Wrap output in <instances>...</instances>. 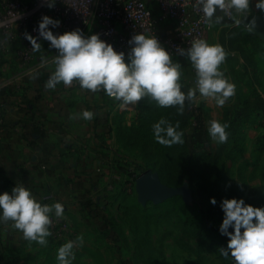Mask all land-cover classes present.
I'll list each match as a JSON object with an SVG mask.
<instances>
[{"label": "crops", "instance_id": "0c3cea01", "mask_svg": "<svg viewBox=\"0 0 264 264\" xmlns=\"http://www.w3.org/2000/svg\"><path fill=\"white\" fill-rule=\"evenodd\" d=\"M149 1L152 9L158 11L154 0ZM1 4L0 1V9ZM220 11L217 8L222 19L213 23L206 34L207 42L220 44L227 53L219 69L236 85L235 97L244 94L243 87L245 94L252 88L264 91L260 47L244 35L250 32L249 18L242 20L240 14L228 18ZM243 26L246 31L242 30ZM158 29L169 35L173 32V22L163 21ZM82 33L85 36L97 33L96 26H88ZM221 35L225 40L221 41ZM14 47L0 41V192L11 194L16 184H23L42 204L61 202L64 213L57 217L58 222L68 229L73 210L82 209L93 193L103 190V184L112 183L120 172L126 177V164L119 159L128 152L124 134H128L135 120L139 101L122 107L121 101L105 91L82 88L75 80L70 85L59 82L49 89L45 84L55 70L58 50L41 47L33 62L24 65L15 56ZM175 60L182 66L181 90L187 92L193 89V65L179 51ZM197 102H204L207 128L211 120L221 121L223 106L202 95L197 97ZM85 109L93 111L91 120L78 115ZM211 140L214 145L216 141ZM52 216L55 217L54 212ZM13 224L11 220L0 219V240L25 239Z\"/></svg>", "mask_w": 264, "mask_h": 264}, {"label": "clouds", "instance_id": "9594fccd", "mask_svg": "<svg viewBox=\"0 0 264 264\" xmlns=\"http://www.w3.org/2000/svg\"><path fill=\"white\" fill-rule=\"evenodd\" d=\"M55 0H48V6H54ZM209 26L219 23L222 17L217 14L234 10L249 13L250 0H197ZM256 8L264 12V0H255ZM239 19L236 23H239ZM60 24L59 19L43 15L38 22V33L58 50L55 57V70L46 81L45 87L55 88L59 82L70 85L74 80L82 88L103 90L110 97L121 101V106L136 104L149 96L159 106L178 105L177 111L183 112L186 100H193L197 91L206 98L215 100L217 106L225 105L229 97L235 94L236 85L219 69L226 58V51L220 44H210L205 39H195L186 50L179 48V54L186 56L196 71V87L182 91L180 77L181 64L174 62L170 52L161 44L156 35L138 32L131 36L128 43L131 49L125 60L124 51L114 49L110 42L101 39L98 33L85 36L81 29L74 28L55 33L52 28ZM51 26V27H49ZM256 19L249 21V29L254 30ZM32 48L41 47L37 37L26 33ZM83 119L91 120L93 111L83 110ZM227 122L213 119L209 122L208 133L217 143L228 139ZM154 138L165 146L183 143V132L179 131V121L173 125L163 117L152 125ZM210 203H217L215 197ZM223 218L219 225L222 235L229 237L227 247H220L221 255L233 258L234 264H264V206L246 203L243 197H225L220 202ZM56 217L64 213V205L57 201L53 204L41 203L23 184L15 185L11 194L0 192V219L11 220L26 240L47 244L51 235L50 214ZM232 229L231 231L229 229ZM82 244L83 236L77 237ZM76 242L68 240L57 250L59 264H71Z\"/></svg>", "mask_w": 264, "mask_h": 264}, {"label": "rangeland", "instance_id": "374dc122", "mask_svg": "<svg viewBox=\"0 0 264 264\" xmlns=\"http://www.w3.org/2000/svg\"><path fill=\"white\" fill-rule=\"evenodd\" d=\"M31 1L24 0L26 3ZM238 14L242 20L255 14L264 17V12L256 8L255 0H250L249 13L245 18L235 12V16ZM242 30L246 31V27L243 26ZM220 39L225 40V37L221 35ZM173 61L176 62L175 57ZM237 63L241 67V62ZM241 90L244 92L242 97L247 95L246 88ZM260 94L262 99L254 93L250 95L251 101L259 105L261 115L255 122L244 126L246 150L233 159L225 160L235 196L243 197L246 203L254 206H264V150L258 149V140L264 135V91ZM159 109V106L154 108L156 117H160ZM177 113L175 107L171 112L175 115L174 124ZM221 144L215 142L213 145L210 138V147L206 149L216 152ZM127 147L128 152L119 159L126 164V177L123 178L124 173L120 172L112 183H104L103 190L93 193L90 200L82 204V209L73 210L67 217L69 227L61 238L50 231L46 245L26 239L20 242L1 239L0 264H59L57 250L68 240L76 242L71 264H226L220 254L212 250L202 251L203 260H199L179 242L182 238L193 241L183 231L176 196L193 204L197 210L204 207L202 187L197 179L204 181V173L191 174L176 185L162 180L157 170L148 168L158 174L165 186L177 189V192L161 200L142 201L138 196L136 178L144 171L136 165L143 163L147 166L152 162L145 159L137 143H128ZM195 150L196 147H192V151ZM222 162L223 154L219 157V163ZM80 235L83 236L82 244L77 241Z\"/></svg>", "mask_w": 264, "mask_h": 264}, {"label": "trees", "instance_id": "16d2710c", "mask_svg": "<svg viewBox=\"0 0 264 264\" xmlns=\"http://www.w3.org/2000/svg\"><path fill=\"white\" fill-rule=\"evenodd\" d=\"M148 5L151 7L150 1ZM252 17L253 15L247 23ZM245 36L257 42L264 59V43L248 31ZM253 93L256 94V97L259 96L258 98L262 99L263 96L260 91L252 88L243 97H235L234 95L229 97L223 105L221 122L228 123L226 129L228 139L221 144L216 152L206 149L210 147V135L206 125L204 102H198L195 108L190 109V105L194 103V100H186L183 112H179L177 111L178 105L162 107L151 97L145 96L139 101L138 112L132 126L127 130L128 134H124L128 143H137L145 159L147 158L152 162L151 165L147 166L143 163L137 164L136 168L141 171L152 168L160 173L162 180L171 184L176 183V185L188 179L191 174L204 173V181L197 178L202 187L204 207L197 210L193 204L185 201L180 196H176L178 201L177 211L183 231L193 241L191 243L189 240L182 238L179 242L186 250L193 252L199 260H203L202 251L212 250L219 253L226 264L234 263L230 255L225 257L221 255L219 250L220 247H227L229 240L228 236L222 235L219 231V225L223 218L220 202L222 198L235 196L229 168L225 160L233 159L246 150L244 126L247 123L255 122L261 115L257 102L253 103L251 101L250 95L252 96ZM155 106L157 108L159 106V110H161L160 117H156L153 113ZM175 107L178 112L176 114V122L179 121L178 130L183 132V143L165 146L154 138L152 125L162 117L175 125V115H171ZM192 147H196L194 152ZM258 149L260 151L264 150V135L258 140ZM222 154L224 162L219 163V157ZM132 169L134 173L135 168ZM125 171L127 172V169ZM128 174H131V171ZM174 177H176V180ZM210 197H215L217 201L215 205L210 203Z\"/></svg>", "mask_w": 264, "mask_h": 264}, {"label": "built area", "instance_id": "2783aa9c", "mask_svg": "<svg viewBox=\"0 0 264 264\" xmlns=\"http://www.w3.org/2000/svg\"><path fill=\"white\" fill-rule=\"evenodd\" d=\"M0 1V41L14 44V54L24 65L31 64L37 52L26 38V33L37 37L41 47H51L50 42L40 37L37 30L43 15L60 20V24L52 28L54 34L77 27L84 31L88 26L95 25L101 39L110 42L114 49L124 51L126 61L131 49L128 41L135 33L142 31L146 35H156L173 59L179 48L186 50L195 39L206 40V32L210 28L197 0H154L157 12L148 5L149 0H55L52 7L48 6V0H34L32 4L21 0ZM234 14V10L225 13L228 18ZM166 20L173 22V32L169 35L158 29L160 23ZM6 51L11 50L6 48ZM192 72L195 89L194 67ZM199 95L197 91L190 109L196 107ZM51 221L50 231L61 238L65 228L56 216H52Z\"/></svg>", "mask_w": 264, "mask_h": 264}, {"label": "water", "instance_id": "95a60500", "mask_svg": "<svg viewBox=\"0 0 264 264\" xmlns=\"http://www.w3.org/2000/svg\"><path fill=\"white\" fill-rule=\"evenodd\" d=\"M256 19V27L254 30L249 29V23L247 25L248 30L264 40V19L261 14H255L252 19ZM136 187L138 190L139 199L146 201L148 199L161 200L165 197L173 195L177 192V189L169 188L165 186L157 173L148 169L136 178Z\"/></svg>", "mask_w": 264, "mask_h": 264}]
</instances>
